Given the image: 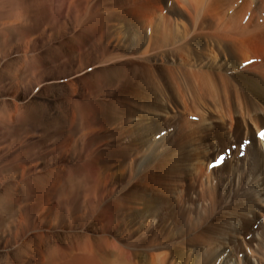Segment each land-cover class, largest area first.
Returning a JSON list of instances; mask_svg holds the SVG:
<instances>
[{
	"label": "rangeland",
	"instance_id": "374dc122",
	"mask_svg": "<svg viewBox=\"0 0 264 264\" xmlns=\"http://www.w3.org/2000/svg\"><path fill=\"white\" fill-rule=\"evenodd\" d=\"M14 1L16 7H21L23 2H28L29 8L32 6V0ZM82 1L88 5L84 14L77 8ZM101 1L117 4V0H48L49 24L45 30L41 28L40 13L31 15L28 28L35 33L28 40L25 35L15 38L11 47L0 49V106L6 105L10 113L0 126V163L3 164L0 264H63L65 260L60 256L61 262L53 261L50 249L58 247L60 252L71 254L74 246L73 252L78 254L76 238L84 237L86 241L82 244L86 248L90 244L98 246L102 259L110 256L112 244L122 245L126 249L121 253L122 258L133 264H226L230 260V264H264V237L260 238L264 235V213L253 220L243 219V229L238 233L243 237L237 238L234 248L222 250L219 244L207 247L200 244L188 252L181 247L184 241L194 239L196 233L207 231L208 234L212 229L220 233L229 221V212L244 205L245 196L251 192L260 163L249 152V145L254 137L264 157V129L257 133L256 128L261 126L259 117L243 119L240 101L246 86L242 79L247 81L255 75L251 67L262 64L264 54L255 59H241L243 50L236 47L233 55L239 61H233L234 64L252 59L235 67L238 68L235 72L203 67L199 61L180 54L161 60L155 54L166 48L172 50L178 44L173 38L184 37L188 32L190 17L186 10L175 0H163L162 10L152 19H175L171 25L178 27L176 33L164 47L148 40L133 45L129 33L138 30L136 35L140 37L146 28L135 22L116 20L114 16L108 18L106 27L99 28L100 31L95 32L92 27L82 31L85 25H78L77 18L82 12L81 18L87 25L97 14V4ZM136 1L138 9L147 0ZM134 2L120 0L113 12L129 14L135 10ZM12 3L0 4V14H6ZM79 33L82 38L72 41ZM103 48L106 54L121 55L120 58L104 61L100 55ZM145 50L147 59L139 56ZM24 56H46V60L43 67L30 75L20 62ZM17 68L19 73L15 74ZM209 72L215 75L212 82L216 90L202 87L206 81L201 75ZM71 102L98 106L81 118L74 116ZM26 106H34L36 111L27 110L21 118H16L18 107ZM234 119L247 123L251 135L244 136V128L238 130L239 122ZM60 145L62 152L57 151ZM215 147L216 155L209 150ZM205 153L211 161L221 160L224 166L218 169L220 166H212L211 161L203 164ZM95 158V167L84 177L87 185L75 186L74 194L77 193L65 202L67 206L57 196L65 186L56 183L50 190L44 187L27 190L22 185L57 165L83 166ZM261 159L263 164L264 158ZM197 162L202 164L199 163L200 169L194 175L191 168ZM161 184L171 187L173 193L161 194ZM83 188L91 192L81 200ZM140 191L152 198L160 196L155 213L142 215L123 207L112 211V216H103L102 211L118 196L126 198L128 192ZM157 255L159 260L154 262Z\"/></svg>",
	"mask_w": 264,
	"mask_h": 264
},
{
	"label": "bare ground",
	"instance_id": "6f19581e",
	"mask_svg": "<svg viewBox=\"0 0 264 264\" xmlns=\"http://www.w3.org/2000/svg\"><path fill=\"white\" fill-rule=\"evenodd\" d=\"M11 1H13V3ZM134 1H135L134 3L136 4V6L134 7L135 10H131L129 14H127V12H119V13L113 12L115 9H117L119 7L120 0H117V4H114L116 2V1H114V3L112 5H110V4L107 5L102 1L99 2L97 4V12H96L97 14L90 19V21L87 23V25H86L85 20L83 18H81V16H82V12H83V14L88 12V9H87L88 5H87L86 1H84V2L82 1L80 3V7H77V8H81L82 12H81L80 17L77 18L79 20V22L78 23L76 22V23L78 25L79 24L85 25L83 27L82 31H85L87 28H89V29L94 28L92 30H94L96 32L99 30V28H101V27L104 28V26L106 27L107 22H108V18L114 16L116 20L120 19L123 22L125 21L127 23L135 22L137 25L140 26V24H141L142 27L146 28V30L144 31L145 34L143 35V33H142L143 36L141 35L140 37L136 35L138 30H136V32H134V29H133V31L131 32V35L129 33L128 36L130 37V43H132L133 45L137 42H140V41L144 42V41L148 40V43L154 42L156 46L164 47L165 46L164 43H168L170 36H172L173 33L175 34L177 29H178V27H176L175 25H171L173 19L172 20H170V19H159L158 21H156L155 19H152V18H154L153 15H155L157 12H160L162 10V7L164 5V1L163 0H147L146 3H143V6L141 4L139 6L141 8H138V9H136L138 7V2L136 0H134ZM175 1L177 2V5L182 8V10L184 9V11L186 10L188 12V13L185 12L187 15L189 14L190 22H189V25L187 24L188 25V27H187L188 32L185 34L184 37L178 38V36L177 37L175 36L173 38V40L177 41L176 43H178L176 47L172 48V50H168L167 48L162 49L161 52H159V54L158 53L155 54V57H157V58L159 57L161 60H164L166 58L169 59V57L172 58L173 55L175 56L176 54H180V55H184L185 57L191 58V60L199 61L198 63L202 64L203 67L208 66L210 69L216 67V68L223 69L225 72L231 71V70L235 72V71H238V68L235 69V67L241 65V63H243L244 61H246L248 64V61L250 59H252L253 57L255 59V56L259 57L262 54H264V0H175ZM16 2L17 1H14V0H0V4L12 3L11 4L12 8L7 9V11L5 12L6 14H2V13L0 14V49H3V50H4V48L7 49L8 47H11V45L14 44L15 38H20L21 36L25 35V37H24L25 40H28V38L35 33L32 31V28H28L30 23H32L31 15L32 16H34V15L39 16V13H40V19L42 20L41 28L43 27L44 28L43 30H45V27L49 24V21L47 20V13H46L48 0H32L31 1L32 6L34 4H38L37 6L34 5L35 6L34 10H33L32 6H31V8H29V6H27V4L30 5L28 2H27V4H26V2L21 3V7H16ZM75 5H76V3H75ZM178 6H177V8H178ZM177 8H175V9H177ZM167 9H168V7H167ZM163 11L166 12V10H164V9H163ZM174 13H175V11H174ZM73 14L75 15V13H73ZM131 15H135V16H131ZM178 15H180V14H178ZM167 18H168V16H167ZM174 21H175V19L173 20V22ZM186 22H188V21H186ZM183 23H185V21ZM182 25L184 26L186 24H182ZM139 26H135V27L139 28ZM178 26H179V24H178ZM144 28H143V30H144ZM182 28H184V27H182ZM40 30L42 31V29H40ZM179 31H181V30H179ZM80 36H81V34H80ZM80 36L73 37L72 41H76V42L79 41L83 35L81 37ZM16 41H18V39ZM176 43H175V45H176ZM97 44H98V42H97ZM236 47H241L243 50V54L241 56V59H248L249 57H252V58H250L248 61L243 60L237 64H234L233 61L237 60L234 58V55H233L234 49ZM81 49H83V48H81ZM100 53H101L100 55L105 59L104 61L107 60L109 62L111 60H114L115 58H120V56H121V55L117 56L114 54L115 57H113V55H111L112 53L106 54L105 48H103V51H101ZM146 55H147L146 50H145V52L143 51V52L139 53V56H141V57L144 56V58L147 59L148 55L147 56ZM216 58L217 59L219 58L218 62L214 61V59H216ZM45 60H46V56H39V57L24 56L23 59H20V62H22L23 66L25 65L24 66L26 68L25 72L29 71V72H31L29 74L32 75V73H34L35 70L43 67L42 65H43ZM237 61H239V60H237ZM263 61H264V59H263ZM263 61L261 62L262 64L256 63L255 65H253L251 67V68H254V70L256 71L255 75L250 76L249 80H247V81L242 79V81L244 82V84L246 86V89H245V94L241 97V101H240L241 102V105H240L241 110L244 109V118L243 119H245L247 117L248 118L251 117V119L254 117L260 118L259 124H261V126L256 128L257 133L261 129H264V62ZM246 62L244 63L245 65H246ZM249 62H251V61H249ZM244 64H243V66H245ZM10 66H9V68H10ZM247 69H249V68H247ZM239 70H241V69H239ZM134 71H136V69ZM3 73H4V71H3ZM16 73H19L18 68L15 69V74ZM30 75L28 76V74H27L26 77H30ZM238 75H239V77L241 76V74H238ZM110 77L112 78V76H110ZM201 77L204 78V81H206V83H204L203 84L204 86L202 85V87L208 86L207 87L208 90H212V89L216 90L217 89V87L212 82V80L215 78V75L213 73L209 72V73H206L204 75H201ZM225 78H227V77H225ZM247 79H248V77H247ZM97 106L98 105L96 103L95 104H93V103L83 104V103H78V102H71V107H72V110L74 112V116H78L81 118L85 115L88 116L90 114V112L92 113V111L94 110V107L96 108ZM27 110H29V111L32 110L33 112L36 111L34 106L18 107L17 112H15L16 118L17 117L21 118V116H22L21 114H24ZM9 116H10V113H9L6 105L0 106V126L3 125V121H5L6 119L7 120L9 119ZM234 121L236 123L239 122V124H237V126H236V127H238V130L242 131V128H244L243 129L244 132L242 131L244 136L247 135L248 133L251 135L252 129L247 123L243 122V124H241L238 119H234ZM81 130H84V128L80 129L78 132H80ZM78 132H76L75 134H77ZM221 133H222V131H221ZM251 139H252V141H251V145H249L250 146L249 152H251V154L254 153L259 158L260 164H258L259 170H258L257 176L255 177V179L252 183L253 185H252V188L250 190L251 192L248 196H245L246 199L244 201V205H238L234 210H231L229 212V221L227 219L228 222L226 221V223H224L225 224L224 229L222 228L223 230H220L221 231L220 233L216 234L217 231L215 232V231H213V229H212V231L210 230L211 232L210 233L208 232V234H207V231H204V232L201 231L202 233H200L199 235H197V233H196V237H194V239H192L186 243L184 241V244L182 243L181 247L185 248L186 251L190 252L193 249L196 250V247L200 246V244H202L203 247L204 246L205 247L212 246V245L217 246L219 244V247H222V250H223V248H230V247L234 248V246L238 243L237 238L243 237V235H238V233L241 234L240 231H242V229H243V223H244L243 219H250V220L252 219L253 220L255 216H258V215L261 216L264 213V162L262 164V159H261L264 157L263 156L261 157L262 149H261L260 143L257 142L256 139H254V137L253 138L251 137ZM246 140H248V139H246ZM261 140H263V138ZM243 141H244V139H243ZM60 143H61V141H60ZM62 145H65V144H62ZM62 145L59 146L60 147L59 149L57 147L58 150L57 149L56 150L62 152L63 151V149H61L63 147ZM199 146H197V147H199ZM209 150L211 152H214L215 155L218 153L217 147H215L213 149H209ZM60 152H58V153H60ZM206 152H208V151H206ZM204 156L205 157L203 158L202 162H203V164L208 165V163L211 161L212 158H210L208 156V154H206V153ZM193 158H192V161H194ZM14 160H17V157ZM14 160H12V162ZM95 160H96V158L91 160L90 162H88V164H85L83 166H78V165H76V166H63L62 165V167H59L57 165V167H54L53 169L51 168L52 169L51 171L47 172L46 174H44L42 176H37V177L26 180L27 182H24L22 185L25 186V189H27V190H29L30 187H31V189L34 187H38V188L44 187L47 190H50L52 185H55L56 183L58 185L65 186L61 190L58 191L59 193L57 192V196L64 199L63 203L66 205L65 202H67L71 196L74 197V195L77 193L76 192L74 194V189H75L76 185L82 184L83 187L87 185L86 184L87 182H85L84 177L90 169H93ZM197 160L199 161V159H197ZM216 160H218V158H215L210 163H214ZM199 163H201V162H199ZM199 163L197 162V164L192 165L191 172H193L194 175H196L198 169H200L198 167ZM223 166H224V164L222 166L220 165V167H218V169H220ZM256 167H257V165H256ZM2 172H3V164L0 163V174ZM81 174L84 176H81ZM181 184H182V182H181ZM165 185L161 184V186H159V188L161 190L160 193L163 195H165V194L168 195V194L173 193L171 191V187L165 186ZM86 190H85V188H83V190H81L82 191L80 194L81 200H82V197L86 196V194L91 192V190H89V192H86ZM127 194H128V196L126 198L118 196L115 200H113V203L110 204L108 207H106L102 211L103 216H105V215H106V217L112 216V214H113L112 211H118L123 207L129 212L134 210L135 212L142 213V215L146 214V213L151 214L155 210V207H156L155 203L157 201H159V199H160V196L159 197L155 196L153 198L147 196L145 191L136 192V194H135V192H131V193L128 192ZM168 196H170V195H168ZM73 200L74 199L72 198V201ZM1 202H0V204H1ZM70 203H71V201L67 204L70 205ZM88 205H89V203H88ZM99 206H101V205H99ZM112 208H115L116 210H112ZM157 208H158V206H157ZM154 213H155V211H154ZM148 226H150V225H148ZM76 237H79V236H76ZM262 237H264V235L260 236V238H262ZM84 238H80V239L76 238V242H77L76 248L78 249V251H77L78 254L76 252H73V248H74V246H73L70 249L71 254L69 252H65V251L60 252V249H58V247H54V248L50 249L49 255H51V258H53L54 262H57L56 259L59 261L64 259L65 261L63 264H91V263H94V264H96V263L97 264H133L132 262H130V263L126 262L125 258H122L123 256L121 255V253L124 250H126V249H124V250L122 249V247H121L122 245L120 246L117 244H112V247H110V249H109L110 256L109 257L106 256L108 258L102 259L101 257H103V256H100V255H103V254H102V252L99 251L100 249L98 248V246H93L90 244L89 247L86 248L85 247L86 244L85 245L82 244L83 241H86ZM137 240H138V238H137ZM153 240H154V238H153ZM89 243H90V241L88 242V244ZM189 247H192V248H189ZM261 249H262V247H261ZM263 249H264V247H263ZM83 250H85L86 252ZM51 252H52V254H51ZM104 252H108V250L105 249ZM150 252H152V251L150 250ZM158 252H159V250H158ZM162 252H164V251H162ZM262 253H264V250ZM59 256L62 259H60ZM158 257H160V256L157 255L156 257H154V262H156ZM142 261H143V259H142ZM230 261L229 262L227 261L226 264H228V263L230 264ZM141 264H145V263L142 262Z\"/></svg>",
	"mask_w": 264,
	"mask_h": 264
}]
</instances>
